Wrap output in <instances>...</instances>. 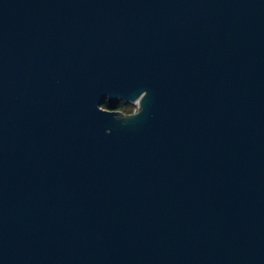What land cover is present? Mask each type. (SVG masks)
<instances>
[{
  "label": "water",
  "instance_id": "95a60500",
  "mask_svg": "<svg viewBox=\"0 0 264 264\" xmlns=\"http://www.w3.org/2000/svg\"><path fill=\"white\" fill-rule=\"evenodd\" d=\"M0 264H264V0H0Z\"/></svg>",
  "mask_w": 264,
  "mask_h": 264
},
{
  "label": "clouds",
  "instance_id": "9594fccd",
  "mask_svg": "<svg viewBox=\"0 0 264 264\" xmlns=\"http://www.w3.org/2000/svg\"><path fill=\"white\" fill-rule=\"evenodd\" d=\"M147 96V90L141 91L135 98H129L127 101L122 96L117 95L116 105L111 106L112 96L105 95L103 103L96 105V110L101 114L111 116L121 127H126L130 121L144 112V101ZM105 134H111V129H105Z\"/></svg>",
  "mask_w": 264,
  "mask_h": 264
},
{
  "label": "flooded vegetation",
  "instance_id": "af4514ba",
  "mask_svg": "<svg viewBox=\"0 0 264 264\" xmlns=\"http://www.w3.org/2000/svg\"><path fill=\"white\" fill-rule=\"evenodd\" d=\"M116 105V104H115ZM115 105H113V106H115Z\"/></svg>",
  "mask_w": 264,
  "mask_h": 264
}]
</instances>
